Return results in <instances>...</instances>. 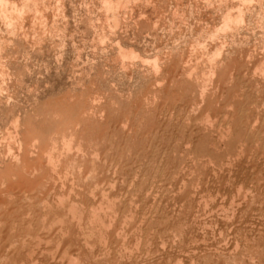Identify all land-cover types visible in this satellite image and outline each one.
Here are the masks:
<instances>
[{
  "label": "bare ground",
  "instance_id": "bare-ground-1",
  "mask_svg": "<svg viewBox=\"0 0 264 264\" xmlns=\"http://www.w3.org/2000/svg\"><path fill=\"white\" fill-rule=\"evenodd\" d=\"M29 1L0 0V264H263L264 245H219L264 211V0H206L213 22L151 41L128 32V0H97L102 19ZM224 188L230 206L207 210Z\"/></svg>",
  "mask_w": 264,
  "mask_h": 264
},
{
  "label": "rangeland",
  "instance_id": "rangeland-1",
  "mask_svg": "<svg viewBox=\"0 0 264 264\" xmlns=\"http://www.w3.org/2000/svg\"><path fill=\"white\" fill-rule=\"evenodd\" d=\"M16 1L22 2L23 0H16ZM47 1H49V0H47ZM61 1L63 3H64V1H66L65 3H68L67 0H61ZM83 1L84 2H87L89 4V6H91V8L94 11V15H97L98 14L97 16L98 17H101V19H102V12L99 11V9H98L99 5H98V1L97 0H83ZM177 1H179L180 3H182L183 6H187V2H188L187 0H128L127 4L125 6H123V8H121V10H119L118 13L123 16L124 21L125 20H128V23L130 24V26L127 29L128 32L131 33V34H135L137 36H140L142 39H146L145 41H151V40L154 39V37L155 38L156 37L157 38H160L159 35H161L163 32H166L167 34H169L171 32L170 29L168 28L169 29L168 31H170V32H168L166 29H164V27H168V25H169L168 24V21H170V20L171 21L174 20V22H175V24H174V26L172 28V32H173L172 34L175 37V35L178 34L179 29H180V31H186L187 29H189L190 31H199V30H201V29H203L205 27L206 20H210V21L213 22L215 20L214 18H216L215 17V13H214L215 12V9L214 8H210V6H209V4L211 5V2H208L207 3L208 5H207L206 4V0H200L199 7L197 8L198 9V13H196L195 15H197V14H198V16L200 15L201 20L195 21V20L189 19L190 21L189 20L185 21V19H183L180 15H178V12H177L176 8L174 9L175 3H177ZM214 1H217V0H214ZM229 2H230V0H229ZM234 3H235V1L234 2H230V4H234ZM205 4H206V6H205ZM171 6H173V7H171ZM29 8L30 9H33L34 8L33 1L32 0L29 1ZM46 9L48 10L47 12L50 13V10L52 9V7H50V8L47 7ZM142 15H143V20H145V18H144V16H145L147 19H151L153 21V23L156 22L155 24H158L159 28H163L164 30L163 29L160 30L159 28H158V31H156V30H150L149 28H147L148 26L144 22H143L144 24L143 23H139L138 21H142L141 20V16ZM130 17L132 18L131 20H130ZM157 18H158V21H157ZM0 20H1V18H0ZM136 20H138V21H136ZM130 22L134 23V26H132L133 24H131ZM1 23H3V22L0 21V24ZM26 24H27V26H26ZM26 24H25L26 29H29L30 30L32 28L33 30L41 31V28H42L43 24H44L43 28L45 29L46 27H48V25L50 24V22H43V23L38 22L34 26H30L31 25V22H30V20H27ZM101 24H102V22H101ZM160 32H162V33H160ZM248 38H247V42L248 43H246V45L247 46L250 45L252 47V49H255L257 47V44H256L257 39L256 38H254V39L253 38L252 39L249 38V40H250L249 41ZM259 52H261L260 48H259ZM250 186L251 187L252 186L255 187L256 185L252 184ZM209 189L211 190V193H213L214 191L215 192L217 191V189L215 190L212 187H209L207 190H209ZM241 189H245V187L242 188V186H241V188H240V191H241V193L243 192L242 195H244V197L242 196V199H240V202H237V200H238L237 199L236 202H234V204H232L235 207H236V205H239L242 202H245V200L247 201V199H248L247 202H250L251 201L250 195H248L247 193H245L246 189L244 191L241 190ZM207 190L205 189L206 193H204V195L206 194V196L207 195H210V193H208L210 191H207ZM227 190H228L227 188H224V189H222V191L220 190L221 192L219 191V196L223 194V197L222 196L219 197L218 195L215 196V195H212L211 194L212 196H214V198H213L214 200L213 199H210L212 197H208L207 196L206 201H204V202H206V203L208 202L207 205L212 206V208H210L209 206H207L209 208L207 210H213V209L215 210V208H216L217 211H214V210L213 211L216 212V213L217 212L219 213V211H220L219 209L220 208H222V207L223 208L225 207L224 209L228 208L230 206V203H231L232 199L230 198V196H231L230 194H228V195H230L229 197L226 195L227 194L226 193ZM215 192L213 194H216ZM223 192H225V193H223ZM220 193H222V194H220ZM225 195L227 196L226 198L224 197ZM217 197H219V199H217ZM215 198L217 199V201H216ZM223 198L225 200H223ZM229 198L231 199V201H229ZM241 200H242V202H241ZM212 201L214 202V204H213ZM213 211L211 212L212 215H209V216H208V214H210L209 213L210 211H208V212L206 211L205 213H206L207 216L205 215L204 219H211V216H213L215 214V213L213 214ZM252 213L250 215H248L249 217L243 218V220L242 219H239V216H237V217L232 216L234 218L231 217V219H233V220L235 219L240 225L237 226V229L236 228L231 229L232 232L230 231V229H228L229 231L228 230L227 231L224 230L225 233L223 231V233L226 235V236L223 235V236H225L224 237L225 241H222V240H224L223 237H222V240L219 238L218 232H215V231H218L219 230V228L216 227V225H215L216 223L215 224H212V226L215 227V228H213L211 226V223L209 224L208 227L206 226V231L210 232V230H211L210 227H211L212 230L214 231V233H217V235H218L217 236V239H220L223 242V243H221V245H219L220 247H222V249H224V252L223 253H225L226 255H228V254L230 255L232 253L231 254L232 256H235L237 254L240 257V255H242L241 253L245 252V251H243V249L244 250L246 249V248H242V247H246V245H251V246L252 245H260V246L264 245V241L261 240L264 237V229H263L264 228V211H262L260 209H258V210L256 209ZM236 218H238V219H236ZM253 218H255L254 221H253ZM248 219H250L249 222H248ZM245 236L248 237V239H247L248 241L247 242L245 240V238H246ZM211 237L212 236H210V238ZM237 240L240 241L239 244H238V246L235 245L236 242H237ZM180 241H181V239H180V237H178L177 238V242H180ZM189 247L190 248L189 249H186V250H191V251L190 252L189 251H186L185 252V251H182V249L180 248V246L178 247V245H177V247L175 248L177 250L174 249L176 251L174 253V254H176L175 256L177 258H181L183 260V257L182 256L185 255L184 253H187L188 252L189 255L186 254L184 256V261H185V259L186 260L188 259L187 258L188 256H191L190 253H194V252L196 253L197 251H198L197 253H199L200 251H202L203 243L202 242H198V243L195 242V243L189 245ZM235 247H237V248L239 247V248L237 249ZM240 247L242 249H240ZM178 248H179V250L181 249L180 251L182 253H180V251H178ZM195 249H196V251H194ZM236 249H237L238 253H240V252L241 253L238 254L237 251H236ZM239 249L241 250L240 252H239ZM192 250H193V252H192ZM177 251L179 252L178 254H177ZM233 252H235V253H233ZM245 253H247V250H246ZM245 253H243V255H245ZM192 256H195V255L192 254ZM218 261H222V260H220L218 258V256H215V258H213V262H218ZM185 264H187L186 261H185Z\"/></svg>",
  "mask_w": 264,
  "mask_h": 264
}]
</instances>
